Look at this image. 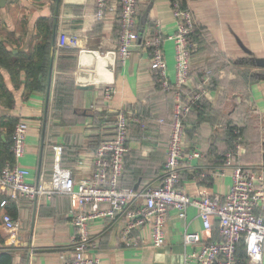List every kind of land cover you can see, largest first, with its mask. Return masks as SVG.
I'll return each mask as SVG.
<instances>
[{
	"label": "crops",
	"instance_id": "crops-1",
	"mask_svg": "<svg viewBox=\"0 0 264 264\" xmlns=\"http://www.w3.org/2000/svg\"><path fill=\"white\" fill-rule=\"evenodd\" d=\"M0 2V41L15 52L35 48L41 38L40 17L53 18L58 28L51 50L55 62L50 94L49 76L45 90L26 97L24 84L16 87L10 72L0 67L14 97L11 107L0 100V143L14 136L20 120L28 121L26 152L17 160L29 168L28 180L49 179L57 164L72 168L76 179L90 173L100 142L112 135L118 111L127 107L142 123H131L121 183L135 188L156 183L166 160L174 92L163 90L151 68L149 53L141 47H136L125 60L114 63L119 0H108L107 14L102 20L94 16L95 0ZM188 3L197 18L201 44L194 63L209 62L214 76L208 93L185 120V149H200L203 156L185 159L183 186L190 194H226L232 184L233 168L227 167L222 175L214 172L223 166L225 154L232 148L231 125L242 130V151L237 161L264 164V0H188ZM157 20L164 34L175 31L170 0H139V29L152 27ZM60 28L77 35L81 46L57 50ZM164 49L167 73L175 81L174 41L167 40ZM198 70H191L190 81L183 87L186 95L191 94V87L203 76ZM20 77L21 80L25 77L24 71ZM90 83L94 87H78ZM107 83L117 89L111 99L104 96ZM57 89L59 100L55 104ZM204 103L208 108L202 106ZM8 119H15L11 132L2 124ZM201 171L207 173L209 180H197L196 174ZM0 197L2 200L8 197L1 185ZM8 206L18 209L19 228L14 234L2 221ZM73 207L71 197L60 193L9 198L7 208L1 207L0 211V251L11 248L13 264H63L76 233ZM124 225L123 219L107 217H98L90 225L97 242L94 252L101 264H199L185 260L186 254L200 249L202 244L186 245L184 233L198 231L206 236L195 206H190L184 217L175 208L169 210L163 246L152 245L150 227L137 232L143 238L139 244H126L122 239ZM213 237L221 238L217 229Z\"/></svg>",
	"mask_w": 264,
	"mask_h": 264
},
{
	"label": "built area",
	"instance_id": "built-area-1",
	"mask_svg": "<svg viewBox=\"0 0 264 264\" xmlns=\"http://www.w3.org/2000/svg\"><path fill=\"white\" fill-rule=\"evenodd\" d=\"M119 3V34L114 63L125 60L136 47H141L149 53L151 68L163 90L174 92L166 160L158 181L142 188L121 183L129 152L131 123H142V119L127 107L118 111L112 135L100 142L93 156L91 172L79 179H76L72 168L57 164L49 179L41 178L38 182L28 180L29 168L17 162L26 152L29 129L28 121L22 119L14 130L13 153L16 161L7 160L0 168V185L8 195L1 201V206L4 207L9 198H34L56 193L69 195L74 206L72 221L76 233L63 264H101L100 257L94 252L97 242L90 230V225L98 217L123 219L122 239L126 244H139L143 238L137 232L150 227L152 245L163 246L166 243L169 210L175 208L179 216L184 217L190 206L198 209L206 236L198 231L187 230L184 233L186 245L202 244L200 249L186 254V261L194 260L199 264H264V164L237 161L242 151L240 140L226 152L223 166L214 172L222 175L227 167L233 168L232 184L226 194H190L183 186L185 159L203 156L200 149H185V120L201 103L212 84L211 75L205 71L199 82L191 87L190 95H186L183 89L190 81L193 54L199 48L195 37L199 26L194 10L188 0H170L176 29L171 34H164L160 20L152 27L137 28L139 0H119ZM107 4L108 0H95L96 19L106 17ZM167 40L175 43V81L167 73L164 49ZM56 46L60 50L81 45L77 35L60 28ZM116 92L114 85H105V98L111 99ZM196 176L197 180H209L204 171ZM2 221L9 232H17L19 222L9 212L3 213ZM216 229L220 239L213 237Z\"/></svg>",
	"mask_w": 264,
	"mask_h": 264
},
{
	"label": "trees",
	"instance_id": "trees-1",
	"mask_svg": "<svg viewBox=\"0 0 264 264\" xmlns=\"http://www.w3.org/2000/svg\"><path fill=\"white\" fill-rule=\"evenodd\" d=\"M38 29L39 36L41 37L38 43L35 45V48L31 51H22L19 50L15 52L13 49H9L6 46V43L0 41V67L6 68L11 75L12 80L15 83V86L18 87L21 83L24 84V95L27 97L32 92L38 90H45L47 87V80L50 72L51 64V50L54 34L57 32L56 22L53 18L42 16L38 20ZM139 29V27L137 26ZM25 72V77L21 80V72ZM0 100L4 104L10 106L14 103V97L12 92L7 88L4 78L0 72ZM58 98V89L55 96V104ZM15 119L4 120L3 125L5 124L9 131H12L14 127ZM235 125H231L229 130L232 134L233 143L232 148L237 143V134L235 132ZM15 130V128H14ZM108 138V137H107ZM14 142V136H10L2 143H0V168L5 164L9 159L14 161L15 156L12 150V144ZM2 198L0 197V203ZM8 204V203H7ZM7 204L4 206L7 208ZM0 205V211H1ZM16 219L18 216V209L15 206H8L7 212ZM1 217V215H0ZM0 264H13V251L11 248L6 247L0 251Z\"/></svg>",
	"mask_w": 264,
	"mask_h": 264
},
{
	"label": "rangeland",
	"instance_id": "rangeland-1",
	"mask_svg": "<svg viewBox=\"0 0 264 264\" xmlns=\"http://www.w3.org/2000/svg\"><path fill=\"white\" fill-rule=\"evenodd\" d=\"M197 34H199L198 32H196V35H195V37L197 38V41L199 42V48H197V50L194 52V54H193V60H192V69L193 68H196V69H198L199 68V70H198V72L200 73V74H203L204 75V72L205 71H207L210 75H211V83H213V69L212 68H210V66H211V64H209V62H203V65H199V63H198V65H196V63H194V57H195V55L200 51V37H199V35H197ZM80 53V50H78V54ZM197 66H199V67H197ZM201 67H204V68H202V72L200 71L201 70ZM209 88V87H208ZM234 104V103H233ZM233 104H231V106H233ZM204 105V107H206V108H208V104L207 103H204V104H202V106ZM226 123V122H225ZM237 128H235V132H236V130H239V132H236V134H237V140H242V138H243V136H242V130H241V128L239 127V126H236Z\"/></svg>",
	"mask_w": 264,
	"mask_h": 264
},
{
	"label": "water",
	"instance_id": "water-1",
	"mask_svg": "<svg viewBox=\"0 0 264 264\" xmlns=\"http://www.w3.org/2000/svg\"><path fill=\"white\" fill-rule=\"evenodd\" d=\"M2 1H5V0H2ZM0 4H2V2H0ZM54 62H55V54L53 53V55L51 56V64H50V74H49V81H48V91H49L48 94H50V90H51L52 75L54 72ZM78 87L88 89V88L94 87V84L93 83L80 84V85H78Z\"/></svg>",
	"mask_w": 264,
	"mask_h": 264
},
{
	"label": "bare ground",
	"instance_id": "bare-ground-1",
	"mask_svg": "<svg viewBox=\"0 0 264 264\" xmlns=\"http://www.w3.org/2000/svg\"><path fill=\"white\" fill-rule=\"evenodd\" d=\"M99 75V74H98Z\"/></svg>",
	"mask_w": 264,
	"mask_h": 264
}]
</instances>
